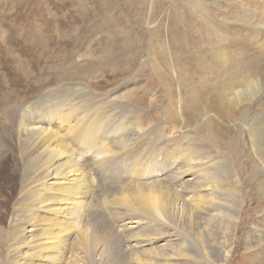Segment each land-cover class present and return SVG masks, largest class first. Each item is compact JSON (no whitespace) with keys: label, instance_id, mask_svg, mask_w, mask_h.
I'll return each instance as SVG.
<instances>
[{"label":"rangeland","instance_id":"rangeland-1","mask_svg":"<svg viewBox=\"0 0 264 264\" xmlns=\"http://www.w3.org/2000/svg\"><path fill=\"white\" fill-rule=\"evenodd\" d=\"M259 76L264 81V0H0V157L10 155L2 144L12 139L24 106L60 86H73L84 94L75 100L76 108L107 103L108 121L115 127L125 125L122 135L131 136L137 128L142 133L140 142L127 147L135 156L115 173L114 183L121 185L115 195L96 198L94 209L106 219L94 220L89 229L101 238L115 236V244L108 247L115 248L118 264L125 259L133 264L135 250L128 248L135 244L120 232L123 220L110 218L128 208L126 203L114 207L111 200L160 188L159 181L172 187L174 178L163 172L166 177L159 175L155 183L144 177L131 180L125 170H130V163L140 169L137 172L145 170L157 156L165 161L161 160L165 170L174 165L175 154L181 157L184 151V171L204 163L202 174L210 184L221 185L215 182L216 173H224L230 186L238 188V203L224 197L241 209L228 264H264V200L255 197L258 189L250 181L253 177L260 181L259 165L248 162L252 154L259 158L248 138L250 132L264 128V115L258 116L255 99L247 110L230 117L233 91L249 87ZM92 96L98 99L91 100ZM217 102L223 104V113L212 122L209 110ZM193 104L199 107L191 114ZM181 121L189 131L186 135L178 127ZM12 168L0 167V181L2 174H12ZM94 179L101 186V177ZM149 199L159 204V196ZM106 208L114 212H103ZM146 215L134 212V218L154 230L146 229V236L157 239L162 231L156 233V222L163 215ZM229 215L214 221H226ZM213 227L217 229L214 223Z\"/></svg>","mask_w":264,"mask_h":264},{"label":"bare ground","instance_id":"bare-ground-1","mask_svg":"<svg viewBox=\"0 0 264 264\" xmlns=\"http://www.w3.org/2000/svg\"><path fill=\"white\" fill-rule=\"evenodd\" d=\"M83 96L73 86H60L30 105L22 106L12 139L2 144L10 155L0 157V167L12 165L13 168L12 174H2L0 181V264H118L113 256L115 248L108 247L110 243L115 244V236L107 234L101 238L97 232L90 233L89 229L94 220L106 219L101 211L94 209L96 198L107 193L115 195L114 190L121 186L114 183L118 178L115 173L120 165L125 168L129 158L135 156L127 147L140 142L142 133L137 128L131 136L122 135L125 125L115 127L108 121L107 103L76 108L75 100ZM255 99L259 104L258 116L264 115V81L261 76L249 87L233 91L230 117L247 110V105ZM198 107L193 104L191 114ZM222 107L223 104L218 102L210 106L211 121L212 117L217 121L220 119ZM178 127L184 135L189 133L184 121ZM236 131L233 126L231 132ZM248 142L259 156L254 158L252 154L248 162L259 165L260 175V181H255L254 177L250 181L253 179L258 189L255 197L264 200V128L258 127L255 132H250ZM184 152L181 157L176 153L174 165L165 167V170L159 156L150 159L145 170L137 172L140 169L132 163L128 165L130 170H125L128 179L144 177L154 183L155 178L166 177L167 173L163 172H168V177H174L170 183L172 187L159 181L156 184L160 188L148 187L132 198L122 195L111 200L114 207L120 202L128 207L122 208L119 216L115 212L110 218L113 221L122 219L119 228L122 236L129 235L134 239L131 241L135 245L128 248L135 250L133 264H228L233 256L241 209L229 205L224 197L235 198L238 203V188L230 186L224 173H216L215 182L220 181L221 185L210 184L202 174L204 163L194 164L184 171ZM127 172L130 174L126 176ZM97 176L102 179L101 186L94 183ZM234 176L238 178L237 174ZM151 196H159L158 205L150 201ZM102 210L109 214L114 212L111 208ZM137 211H146L147 217H154L157 213L163 215L164 219L159 217L156 222V233L159 229L162 231L157 233V239L150 234L146 236L148 224L134 218ZM225 213L231 217L229 215L226 221H214L223 218ZM195 216H209L211 219L196 220ZM151 231L154 230H148ZM119 264H127L126 259Z\"/></svg>","mask_w":264,"mask_h":264}]
</instances>
